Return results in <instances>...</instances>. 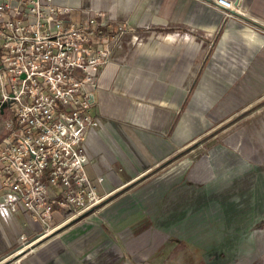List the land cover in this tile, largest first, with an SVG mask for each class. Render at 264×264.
Segmentation results:
<instances>
[{
  "label": "rangeland",
  "instance_id": "1",
  "mask_svg": "<svg viewBox=\"0 0 264 264\" xmlns=\"http://www.w3.org/2000/svg\"><path fill=\"white\" fill-rule=\"evenodd\" d=\"M156 1L170 7L175 0ZM199 63L201 73L206 62ZM196 77L197 88L172 116L175 159L156 157L160 166L151 176L111 188L98 207L51 236L65 222L54 213L39 241L20 245L16 260L3 264H22L28 250L50 239L65 245V260L81 264H264V104L251 108L264 99V75ZM173 170L177 180L162 186Z\"/></svg>",
  "mask_w": 264,
  "mask_h": 264
},
{
  "label": "crops",
  "instance_id": "2",
  "mask_svg": "<svg viewBox=\"0 0 264 264\" xmlns=\"http://www.w3.org/2000/svg\"><path fill=\"white\" fill-rule=\"evenodd\" d=\"M52 2L69 7L74 22L97 15L96 20L111 32L101 46L108 50L109 62L98 69L92 110L97 125L88 152L91 164L85 167L91 180L102 177L97 190L107 196L114 192L113 187L122 189L151 176L160 166L161 159L156 157L176 158L172 116L175 121L179 101L185 106L197 88L200 78L196 76L200 74L206 81L227 72L264 75V0H240L245 5L240 18H224L212 0H175L170 7H161L156 0ZM122 23L127 29L120 30ZM229 56L235 58L234 63L226 59ZM199 59L206 62L201 73ZM179 93L187 94L179 100ZM261 104L264 99L251 108ZM257 118L252 115L249 120L260 129L257 124L263 122ZM207 138L209 135L201 140ZM134 172L138 177H133ZM168 175L169 182L163 179L162 184L166 188L171 187L172 178L177 180L176 170ZM42 230L20 208L12 214L0 210V264L21 250L20 237L24 243H32L43 235ZM53 242L50 239L28 250L22 264H81L65 260V245Z\"/></svg>",
  "mask_w": 264,
  "mask_h": 264
},
{
  "label": "built area",
  "instance_id": "3",
  "mask_svg": "<svg viewBox=\"0 0 264 264\" xmlns=\"http://www.w3.org/2000/svg\"><path fill=\"white\" fill-rule=\"evenodd\" d=\"M212 2L224 18L244 16L240 0ZM70 12L52 0H0V210L20 208L43 229L54 213L70 214L66 222L107 196L85 170L98 69L109 62L105 25Z\"/></svg>",
  "mask_w": 264,
  "mask_h": 264
},
{
  "label": "water",
  "instance_id": "4",
  "mask_svg": "<svg viewBox=\"0 0 264 264\" xmlns=\"http://www.w3.org/2000/svg\"><path fill=\"white\" fill-rule=\"evenodd\" d=\"M84 214H86V213H83V214H81V216L80 217H82V216H84ZM73 220H75V219H73ZM72 220V221H73ZM70 221H66V222H64L63 224H61L58 228H56V230H55V233H53V234H51V236H53L54 234H56V233H58L62 228H63V226H65L66 224H68ZM37 241H39V240H37ZM37 241H35V242H37ZM35 247V246H34ZM19 253H17V255H18ZM17 255H14L13 257H12V259L13 260H16V257H17ZM5 262V261H4ZM3 262V263H4ZM11 261H9V263H10ZM3 263H1V264H3ZM8 264V263H7Z\"/></svg>",
  "mask_w": 264,
  "mask_h": 264
},
{
  "label": "trees",
  "instance_id": "5",
  "mask_svg": "<svg viewBox=\"0 0 264 264\" xmlns=\"http://www.w3.org/2000/svg\"><path fill=\"white\" fill-rule=\"evenodd\" d=\"M110 34H111V32L108 30L107 27L101 28V35L102 36L110 35ZM61 216H62V220H65V219H67L70 216V214H62Z\"/></svg>",
  "mask_w": 264,
  "mask_h": 264
}]
</instances>
